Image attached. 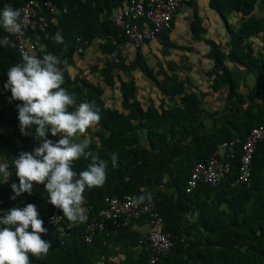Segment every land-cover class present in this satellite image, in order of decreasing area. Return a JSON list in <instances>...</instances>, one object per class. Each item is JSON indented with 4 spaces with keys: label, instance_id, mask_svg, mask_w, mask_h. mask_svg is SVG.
Returning a JSON list of instances; mask_svg holds the SVG:
<instances>
[{
    "label": "trees",
    "instance_id": "1",
    "mask_svg": "<svg viewBox=\"0 0 264 264\" xmlns=\"http://www.w3.org/2000/svg\"><path fill=\"white\" fill-rule=\"evenodd\" d=\"M29 1L49 2L54 12L45 9L31 21L32 28L22 24L26 41L34 43L38 57L45 53L57 56L64 72L61 86L77 105L89 102L100 113L99 121L84 134H77L73 142L87 139L86 150L106 161L103 186L85 189L88 219L80 224L69 222L47 202L42 184L33 182L31 195L25 193L10 200V185L18 183L14 171L7 181L0 183V209L35 204L43 222L53 213L59 214L70 235L61 244L56 231L42 225L48 231L41 236L51 241V247L39 258L30 255V264H118V255L125 257L120 264H148L155 253L132 229L133 225H144V219L132 221L111 242L100 236L91 244L81 239L85 225L99 220L105 198H133L144 193L151 194L155 211L163 218L164 232L172 235L171 249L160 255L155 264H264V140L257 144L253 154L248 185L233 186L240 160V149H236L225 181L215 187L200 185L190 195L185 193L193 163L208 160L222 143L244 141L251 129L264 126V0H209L208 7L225 24V44L218 43V39H205L207 31L198 15V5L192 0H180L181 7L187 5L192 11V40L209 48L206 59L213 62L208 72L212 78L210 89L226 96L224 109L229 113L223 120L215 119L213 128L203 133V96L187 94L192 86L190 81L167 75L161 65L164 83L158 90L165 98H177L178 108L165 110L162 104H151L143 110L135 100L137 86L132 73L140 70L150 78L152 71L145 65L140 50L127 51L129 42L118 36L120 30L110 17L136 0H0V7L10 4L20 12ZM227 19L235 20V24H229ZM57 33L63 37V43L54 39ZM77 37H82L88 46L81 55L75 53ZM155 41L179 52H191L171 43L169 32H163ZM114 53L117 63L110 57ZM226 61L243 74L229 68ZM20 62L18 52L0 45V93L6 91L3 85L8 68ZM253 74H257L256 84L243 95L240 88H247V78ZM108 92L120 94L121 111L107 108ZM3 125L13 130L9 135L0 133V159L11 160L21 151L31 152L38 146L35 126L29 129L33 134H20L17 113ZM141 134L148 147L140 144ZM48 138L57 139L50 135ZM113 153L117 157L115 167L111 162ZM88 163V159L80 157L73 162V170L78 173ZM186 216L191 217L192 223H184ZM133 249L138 250V258L131 262L128 254Z\"/></svg>",
    "mask_w": 264,
    "mask_h": 264
},
{
    "label": "clouds",
    "instance_id": "2",
    "mask_svg": "<svg viewBox=\"0 0 264 264\" xmlns=\"http://www.w3.org/2000/svg\"><path fill=\"white\" fill-rule=\"evenodd\" d=\"M0 28L9 34L18 33L22 28L19 10L10 4L0 7ZM54 39L63 43V37L58 33ZM6 42L7 38L0 39V45ZM60 63L52 53L38 57L29 49L21 53L20 63L8 68L3 87L10 92V100L20 102L16 105L20 134H33L29 129L35 126L34 138L38 146L31 152L21 151L11 160L0 159V183L7 181L14 171L18 183L10 185V200L25 193L31 195L33 182L42 184L47 192V202L69 222L80 224L88 219L84 207L85 189L103 186L106 161L86 150L87 139L73 142L77 134H84L99 121L100 113L89 102L77 105L74 97L61 86L64 72ZM49 135L57 139H50ZM80 157L88 159L89 163L77 173L72 166ZM111 162L115 167V153ZM145 199L150 200L151 194L134 196L132 203L140 204ZM43 223L32 203L0 209V264H30V255L37 258L46 255L51 241L41 236L48 231Z\"/></svg>",
    "mask_w": 264,
    "mask_h": 264
},
{
    "label": "built area",
    "instance_id": "3",
    "mask_svg": "<svg viewBox=\"0 0 264 264\" xmlns=\"http://www.w3.org/2000/svg\"><path fill=\"white\" fill-rule=\"evenodd\" d=\"M45 9L54 12L49 2L38 3L29 1L20 10L22 24H28L32 28V20ZM181 9L180 0H136L128 4L123 10L116 13L110 20L120 30L119 37H124L130 46L139 50L143 44L157 39L163 32L172 30L174 15ZM3 31V38L7 42L2 47L21 53L35 47L27 42L23 28L18 33L9 34ZM87 42L82 37L76 38L75 53L81 55L87 49ZM117 63L116 54L110 55ZM19 101L10 100L8 90L0 93V132L3 123L12 119ZM264 140V126H258L249 132L244 141L239 139L222 143L217 151L206 161L195 162L190 170L186 181L185 193L190 195L200 185L215 187L225 181L231 171V162L235 157L236 149H240V160L237 177L233 186L248 185L251 174V160L258 143ZM104 208L99 212V220L87 223L81 237L85 244H91L95 238L103 237L105 242L117 239L122 229L126 228L132 221L146 220L149 231L140 237V241L147 243L154 251L148 264H155L160 255H164L172 247V235L164 232L163 218L155 211L152 200L145 203L133 204L132 197L123 195L112 196L104 200ZM62 217L53 213L44 220L43 225L56 231L61 244L70 237L67 229L63 226ZM184 223H192L191 217L186 216Z\"/></svg>",
    "mask_w": 264,
    "mask_h": 264
},
{
    "label": "crops",
    "instance_id": "4",
    "mask_svg": "<svg viewBox=\"0 0 264 264\" xmlns=\"http://www.w3.org/2000/svg\"><path fill=\"white\" fill-rule=\"evenodd\" d=\"M185 1L188 2L189 0H184V2ZM192 1H195L198 5V15L202 18L203 28L207 31L204 38L212 40L218 39V43L225 44L227 39L225 24L222 22L220 16L208 7L209 0ZM116 13L118 12H114L113 16ZM191 21L192 11L189 6L183 5L178 11L175 21H173L172 30L169 32V41L171 43L175 44L177 47L191 49V52H179L178 49L167 48L162 46L160 41L155 40L143 44L139 50L144 58L145 65L152 71L153 78L147 77L140 70L134 71L132 77L136 78L137 93L135 95V100L140 104L143 110H146L151 104L155 107H159V105L162 104L165 110H175L178 108L177 98H165L158 90L159 85L164 83L163 76L160 75V65L167 75L175 74L178 79L187 78L192 86L186 90V93L195 97H198L199 94L203 96V104L200 106L201 111H203L202 121L205 126L204 130L201 131V133H203V131L213 128V121L215 119L223 120L228 117L229 113L224 109L226 96H221L218 92L210 89L212 78L208 77V72L212 68L213 62L206 59L209 48L202 42H194L192 40ZM227 21L229 24H235V20L232 21L227 19ZM129 45H127V51L133 52L132 47ZM85 64L86 63H83V66H85ZM225 64L229 68L236 67V65L228 61H226ZM175 67L181 70H175ZM235 69L239 71L240 76L243 74L241 69ZM256 76L257 74H253L247 78V88H240L243 95L248 94L250 88L255 86ZM107 98L105 104L109 110L121 111V97L118 92H108ZM12 130V128L9 129L3 125L1 132L9 135ZM140 144L148 147V142L142 134L140 135ZM132 229L141 237L149 231V226L146 223L142 226L133 225ZM128 258L131 259V262H134L138 258V250L133 249L130 251ZM124 260L125 257L123 255H118L116 258L118 264L124 262Z\"/></svg>",
    "mask_w": 264,
    "mask_h": 264
},
{
    "label": "rangeland",
    "instance_id": "5",
    "mask_svg": "<svg viewBox=\"0 0 264 264\" xmlns=\"http://www.w3.org/2000/svg\"><path fill=\"white\" fill-rule=\"evenodd\" d=\"M9 178H10V177H9ZM9 178H8V179H9Z\"/></svg>",
    "mask_w": 264,
    "mask_h": 264
}]
</instances>
